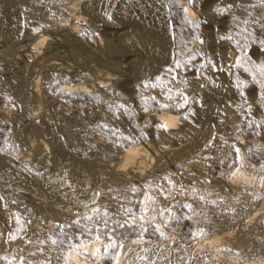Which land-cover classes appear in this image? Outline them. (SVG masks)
<instances>
[{
  "label": "rangeland",
  "instance_id": "obj_1",
  "mask_svg": "<svg viewBox=\"0 0 264 264\" xmlns=\"http://www.w3.org/2000/svg\"><path fill=\"white\" fill-rule=\"evenodd\" d=\"M86 1L93 0H13L26 29L22 39L12 45L11 52L0 53V158L29 151L33 139H42L35 123L25 118L19 108L34 80L29 77V72L35 71L37 75L40 69V97L28 98L34 106L39 99V113L51 111L57 115L58 123L54 127L43 124L46 130L56 131L59 140L49 145L47 163L51 165L53 157L65 155L71 158L70 163L89 165L98 174L106 176L112 174L120 154L131 142L148 140L156 149V155L140 177L129 175L134 166L130 165L119 179L104 183L110 185L100 187L95 199L82 207L85 209L49 201L50 198L43 197L37 189L35 191L23 182L7 181V187H18L31 204L43 209L38 215L26 213V217L15 198L5 199L4 209H0L6 215L3 217L5 240L11 242L9 239L12 240L19 218L24 222L20 233L25 241L34 229L36 232L47 225L49 228L45 227L43 233L37 234L28 248L22 243L15 253L0 254V264L11 261L12 264H65L70 245L79 243L80 239L96 245L94 254L98 253V260L95 264H114L117 255L130 253L127 247L135 239L153 243L168 239L167 242L179 250L174 264H192L198 257L192 251L196 241L227 230H234V234L222 239L217 250L204 246L201 256H209L207 261H216L212 255L214 251L236 260L237 264L255 257L264 258V208L260 206L264 199V53L259 50L264 46V0H204L201 8L195 7L192 0L191 3L189 0H161L163 6L159 18L168 26L164 31H158L153 23L158 18L144 3L133 7L126 0H118L108 6L110 23L107 20L91 23L90 15L84 11ZM187 6L194 15L188 21ZM75 12L82 13L85 18L89 16L79 25L78 36L84 43H90L99 35L103 40L101 54H107V43L117 47L119 36L127 32L146 37L153 53L165 51L167 58L161 60L154 74L147 77H137L133 73V62L140 55L136 50H113L114 65L96 58L82 64L71 55L69 42L72 40L65 33L64 37L55 34L54 43H49L60 49L57 56L49 55L44 50L46 45L38 56L33 57L32 35L39 30H53L57 25L62 28ZM2 42L0 37V47ZM17 49L23 51L15 53ZM248 49H251L250 54ZM54 56L56 59L53 60L84 76L85 84H90V79L100 74L106 76V73L113 75L115 81H109L110 85L102 94L95 86L83 94L63 93L59 88L63 83L76 81L61 70L48 67L51 61L47 59ZM192 57H196L193 68L185 72L184 67ZM177 61L181 64L180 69L175 68ZM210 61L223 70L214 71ZM237 61L241 67L235 66ZM195 70H199V75ZM165 110L181 116L179 135L164 136L155 122V115ZM209 129L214 131L213 136L208 143L197 147L199 153L177 154L176 149L196 146L195 131L206 135ZM239 138L243 143L238 144ZM29 152L34 150L30 148ZM238 156L245 162L238 161ZM236 170L239 173L246 171V174L236 177L237 188H228L225 184L236 175ZM257 209L254 219L241 231L236 230ZM239 241H242L241 246ZM165 254L168 255V251L162 257H148L142 264H165ZM122 257L126 264V256Z\"/></svg>",
  "mask_w": 264,
  "mask_h": 264
},
{
  "label": "bare ground",
  "instance_id": "obj_2",
  "mask_svg": "<svg viewBox=\"0 0 264 264\" xmlns=\"http://www.w3.org/2000/svg\"><path fill=\"white\" fill-rule=\"evenodd\" d=\"M117 1L118 0H93L92 2L90 1V3L86 1L88 4L87 5L85 4L84 11L86 13H88V15H90V17L89 16L88 17L90 18L91 23H100V22H104L106 20L108 21V19H109L108 18L109 14L107 13L108 6H109V4H114ZM126 1H128L131 4V6H133V7H135L136 4H138V3H144L145 5H147L148 11L150 13H153L155 15V17L158 18V20L156 19V22L152 21L153 23H156L157 26L156 25L155 26L159 29V30L158 29L157 30L158 31L166 30L165 28L168 27V26H166L167 23L165 22L166 23V25H165L163 20L159 18L160 17L159 13L161 11V7L163 6L161 3V0H126ZM203 1L204 0H192V3L195 7L197 6V7L201 8ZM12 2H13V0H0V37L3 38V42H2V45L0 47V53L1 52H11L12 45L21 38V36L24 33V30L26 29L25 27H23V24H24L23 23L24 20L22 19L23 16L21 17L19 11L15 8L16 6ZM112 6L113 5H111V7ZM185 13H186L187 21L192 20L194 15H193V10L191 9V7L187 6L185 8ZM154 15H152V16H154ZM88 17L85 18L82 15V13L75 12L73 15H70V18L68 21L66 20L67 23L65 21L66 24L62 28H59L57 25V26L53 27L54 28L53 30L46 31V32H42V30L41 31L39 30L40 32L38 31V33L32 35V38L30 39L32 42L30 49L35 54V55H33V57L38 56L40 54V52L42 51L43 47L46 45H47V47L44 50H46V52L48 54L50 53V54L57 56V54L59 53L58 50H60V49L55 48V46L54 47L51 46V44H49V43L50 42L54 43L53 40H54V37L56 35L60 34L63 36V33H65V34H67V36L69 35V37H71V39L70 38L69 39L72 40V42L71 41L69 42L71 45L68 43L71 46V48H70L71 55L76 60H78L79 63L81 62L82 64H86L88 60L90 61V60H92V58L93 59L96 58L95 60L102 59L103 62L114 65L113 64L114 61L112 58L113 50H115L116 48H119V49H122L125 51L136 50L137 52L140 53V55L138 57L139 59L134 60L135 62H133L134 63L133 64L134 65L133 73L135 72L137 77H139L141 75L142 76L146 75V77H147L148 75H150L152 73L154 74V72L156 71V68L158 67V63L160 64L161 60L167 58V54L165 51L164 52L160 51L159 53H161V54H158L156 52L157 51L156 50L153 53V51H152L153 48L151 49L152 45H150V43L146 37H145V39L142 37H136V36H134L130 33H127V32H125L119 36L117 47L107 43V45H108L107 47L109 49V50L108 49L107 50H108L109 54H108V52H107V54H101L102 52L100 51V48L102 49V47L100 45H102L103 40L99 35H97V37L95 39H93L92 42L84 43L82 41L83 38L80 39V37L78 36L79 33L77 34L78 28H80L79 25H82L83 22H85V20L88 19ZM60 23H61V21H60ZM89 27H91V26H89ZM205 38H206V36H205ZM208 41H209V39H208ZM212 43L213 42H210V44H212ZM48 44H49V46H48ZM212 48H213V46H212ZM209 49H211V48H209ZM22 51H23V49H17L15 51V53H21ZM155 53H157V54H155ZM168 54H169V52H168ZM16 56H14V57H16ZM23 56H24V54H23ZM55 56L52 58H49V60L47 59L48 62L51 61V62H49L48 67L51 69H54V70H61L69 78H71L72 81H76V83H63L59 87L63 93L83 94L85 92H89L88 90H89V88H91V86H95L97 88L96 91H99V93L102 94L105 91L106 87L108 85H110L109 81H115V78L113 77V75L111 76L110 73H106V74H104L106 76L103 77V76H100V75H102V74H100L99 76H97L93 79H90L91 80L90 84H85L84 79H83L84 76L82 77V76H80L81 74H79L75 71L73 72L71 69L68 68V66H63L62 63H60L59 61L53 60V59H56ZM18 58H20V57H18ZM40 70L37 71V75H36L35 71L29 72V77L32 78V80L34 78V80L33 81L31 80L32 84L30 83L31 86L28 88V91L26 94L30 97H33V98H38V96L40 94V89H41L40 88V86H41L40 85L41 84L40 79L42 78V77L40 78V74H42V71H40ZM28 71H30V70H28ZM120 87H121V85H120ZM92 93H93V91H92ZM125 93H127V92H125ZM28 96H25L22 98V100L20 101V105H19L20 107L19 106L18 107L20 108V112H22V114L26 116L25 118L28 117V118H30V120H32V122L35 123L34 125H36L35 127L37 128V131L42 136V139L41 138H39V140L33 139L30 142V147H28V149L30 151V148H32L34 150L33 153L29 152V151H25L22 153L16 152V154L13 156H10V157L9 156H3L2 158H0V209L2 207V210L4 209L3 208L4 206L2 205L3 202L6 201L5 199L8 200L9 198H13V199L15 198L16 203L19 206L18 208L21 207V212L22 213L25 212L24 214L26 217H27L26 213H28L29 215L31 213H33V214L37 213L36 215H38L39 212L42 211V209H43L42 206L39 207V206H35V205L31 204V201L29 199H27V196H25L24 192H22L18 187H15V186L11 187L12 186L11 184H10L11 185L10 187H7L6 182L7 181L9 182V180H10V182H12V180L13 181L16 180L18 182H23L25 185H28L31 188L33 187V189H35V191L37 189L40 192V194L41 193L43 194V197L45 195V197L47 196L48 198H50V200L48 199L49 201H51V199H52V200L59 202L60 204L64 203V204H67L68 206H71V207H79V208L81 207L82 208V207L90 204L95 199L97 190L99 191L100 187L103 188V186H105L104 183H107L111 180L113 181V179L118 178L120 175L125 173L124 171H127V168L130 167V165H134V166H133V169L131 171H129V175L133 176L134 178L140 177L144 173L146 168L150 165V163L153 161V159H154L153 155L154 154L156 155V152H155L156 149H154V147L152 148V145L148 142V140L146 142H141V141L135 142V143L131 142L130 144H128L125 147L124 151H122V154H120V156L118 158V163L112 168V174L110 173L109 175H106V176H103L102 174H98L96 171H94L95 169L90 167L89 165H85V164L84 165H74V163H70L71 158L70 157L67 158V156H65V155H63L61 157H53V164L50 165V163H47L50 156L48 153H46V151L49 150L50 144L57 143V141H59V140L57 139L58 138L56 136L57 134H55L57 132L55 131V133H54L52 130L50 131V129L46 130L45 127L43 126V124L44 125L49 124L50 126L54 127V124H56V122H57V115L51 111H46L42 114L39 113L41 111L40 110L41 109V106H40L41 102L39 101V99H37V102H38L37 105L36 106L31 105ZM93 97H95V95H93ZM122 110H124V109H122ZM180 118H181V116H179L176 112L171 111V110H165V111H160L159 113H157L155 115V122L157 124H159L160 130L164 136L165 135L166 136L167 135L173 136V135H177V134L179 135V133H178V131L180 130L179 125L182 124V122L179 120ZM206 128L208 130V127H206ZM197 130H199V129L197 128ZM209 131L210 132H208L206 135H201L200 133L196 134V131H195V136L193 134L192 135L194 136V141L196 143V146L193 147V145H192L193 148H188V149L187 148L176 149V147H175L177 154L179 153L180 155L181 154L185 155L188 152H190V153L197 152L199 150V148H197V147H200V145L206 144L208 139L213 136V134H211V133H213L214 131H211L210 129H209ZM205 133H206V131H205ZM259 140L260 139H258V141ZM249 142H251V141H249ZM249 142H248V144H249ZM241 143H243V140H240V138H239L238 144H241ZM244 144H245V142H244ZM187 145H190V144H187ZM250 145H252V144H250ZM206 146H204V147H206ZM152 149H154L153 152H151ZM202 151H203V149H202ZM197 153H199V152H197ZM197 153H194V155ZM189 154H186V156H189ZM240 156H241V154H240ZM242 159L243 158L239 157L238 161H242ZM238 163H240V162H238ZM247 166H250V165H247ZM243 167H245V165ZM262 167H264V166L262 165ZM192 168H193V166H192ZM249 168L247 167L248 170H249ZM237 170H241V169L238 168ZM263 170H264V168H263ZM235 174L236 175L234 177H232L230 180H228L226 182L225 185H227L228 188H231V189H235V187L237 188V186L239 185L238 184L239 182H237L236 177H240V174H242L241 177L245 176L246 171L243 173H239V171H237V173H235ZM108 184L106 186H108ZM251 187H249V188H251ZM258 187H259V185H258ZM237 190H239V189H237ZM247 194H249V193H247ZM13 196H15V197H13ZM32 197L35 198V196H32ZM32 197L30 199H32ZM263 197H264V195H263ZM8 205H9V203H8ZM260 206H262V208H264V199H263V202L260 204ZM76 209H78V208H76ZM82 209H85V208H82ZM17 211H19V210H17ZM54 211H55V209H54ZM43 212H45V211H43ZM257 212H258V209H257V211H253V213H251L250 218H248L245 221V223H243L242 225H239L236 230L241 231L243 229V226L247 222L249 224V221L252 218L254 219V216L257 215L256 214ZM14 213H16V212L14 211ZM57 213L55 211V214H57ZM4 215L5 214H3V212H0V254L1 255H6L8 253L11 254V252L15 253L14 251H16L17 246L22 244V243L24 244V245L22 244V246L24 248H28L30 246V244L33 242L34 237H36L37 234H41L40 233L41 231L43 233L45 231V227L49 228V226L47 225V226H44V228L41 227L39 229H36V232L34 229V233L32 235H30L28 240L26 239V241H25L21 238L22 235L20 233V228L22 226V223H24V222H20V221H22L23 219L21 220L19 218L20 219L19 220L17 218L19 221L18 222L17 219L15 218L16 219L15 221H17L16 222L17 226L15 225L16 226L15 229L13 226L14 234L11 233V234H13L12 235L13 237H11L12 240L9 239L10 237L9 238L7 237L11 241V242H9V241L7 242L4 238L5 230H6L4 227L5 224L3 223ZM22 215L23 214H21V216ZM149 218H151V217H149ZM58 219H60V218H58ZM145 221H147V220H145ZM6 224H8V223H6ZM24 226H26V224ZM231 228H233V226ZM31 230H33V229H31ZM218 233L217 234L215 233V235L213 234V236H211V237H207V236H206L207 238L203 237V238L199 239L198 241H196L194 245H192L193 250L192 249L191 250L194 253L198 254V257L195 258V260H193L192 264H237L236 260L234 261L233 259L232 260L227 259L228 257H225L224 256L225 254L223 255V253L216 252V251H214L215 253L212 254L213 256L215 255V258L213 257L214 260H216L215 262L213 260L214 263L206 260L207 257H209V256H207L206 258H204V256H201L202 250L205 249L204 246H206V248L208 247L210 250H217L218 245H220L219 244L220 241L224 238L225 239L230 238L232 236V234H234V230H227V231L221 232L220 234H218ZM237 237H238V235H237ZM167 240L168 239L162 240L159 243H157V242L153 243L151 241L150 242L145 241V239L144 240H140V239L131 240L130 246L127 247V248H129L130 253L126 255V254H124V252L122 253V251H121L120 253H122V254L117 255L114 264H120V260L122 261L121 257L123 255L126 256L124 258L126 264H142L143 262H145V259H147L148 257H152V258H156V257L158 258L160 256L162 257V255L164 254L165 251H168V253H169L168 255L165 254L166 255V259L164 260L165 264H174L175 256L179 250H177L173 246H171L169 244V242H167ZM241 242H240V244L238 243L240 246L242 244ZM238 244H237V247L241 248L240 246H238ZM42 245H43V243H42ZM22 246H20V248ZM20 248H18V250ZM18 250H17V252L20 251V250L19 251ZM38 251H40V249ZM41 251H43V250L41 249ZM89 251H91V252H89ZM95 251H96V245H94L93 243H89L87 241L86 242L81 241V239H80L79 243L77 242V243L70 245V248L67 252V255H65V259H64L65 262L64 263L65 264H95L98 260V258L96 256L98 253L94 254ZM125 251H127V250H125ZM208 253H212V252H208ZM9 256L10 255H8V257ZM43 256H44V254H43ZM4 257H6V256H4ZM180 259H181V257H180ZM12 263L13 262L11 261V262H8L7 264H12ZM61 264H63V263H61ZM122 264H124V262ZM153 264H155V263H153ZM241 264H264V258H258V257L257 258L255 257L253 259L251 258V259L244 261Z\"/></svg>",
  "mask_w": 264,
  "mask_h": 264
},
{
  "label": "snow or ice",
  "instance_id": "obj_3",
  "mask_svg": "<svg viewBox=\"0 0 264 264\" xmlns=\"http://www.w3.org/2000/svg\"><path fill=\"white\" fill-rule=\"evenodd\" d=\"M189 2L191 3V0H189ZM229 7H231V6H229ZM108 18L111 19L110 16H109ZM197 26H199V25H197ZM34 31H35V30H34ZM220 39H225V40H227V39H231V38H230V37H221ZM259 50H260L262 53H264V46L260 47ZM247 52L250 54V53H251V49H248ZM195 60H196V57H192V58L187 62L186 66L184 67V71H185V72H187L188 70H190V69L193 68V61H195ZM210 63H211L212 69H213L214 71H221V70H223V69L217 68L214 62H211V61H210ZM235 66H236V67H241L239 61H237V63H236ZM175 68H176V69H180V68H181V64H180L179 61H177V62L175 63ZM195 71L197 72V75H199V70H195ZM173 79H176V77L174 76ZM243 94L246 95V93H243ZM184 99H186V97H185Z\"/></svg>",
  "mask_w": 264,
  "mask_h": 264
}]
</instances>
